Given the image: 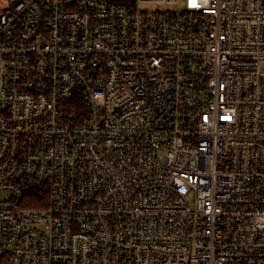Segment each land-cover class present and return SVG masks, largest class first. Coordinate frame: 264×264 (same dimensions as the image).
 <instances>
[{"label": "built area", "instance_id": "2783aa9c", "mask_svg": "<svg viewBox=\"0 0 264 264\" xmlns=\"http://www.w3.org/2000/svg\"><path fill=\"white\" fill-rule=\"evenodd\" d=\"M0 264H264V0H0Z\"/></svg>", "mask_w": 264, "mask_h": 264}, {"label": "trees", "instance_id": "16d2710c", "mask_svg": "<svg viewBox=\"0 0 264 264\" xmlns=\"http://www.w3.org/2000/svg\"><path fill=\"white\" fill-rule=\"evenodd\" d=\"M46 206V195L44 188L28 180L24 185L23 207L28 209L43 208Z\"/></svg>", "mask_w": 264, "mask_h": 264}]
</instances>
